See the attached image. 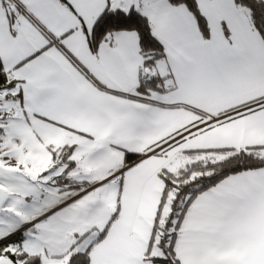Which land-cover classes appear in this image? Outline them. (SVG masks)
Here are the masks:
<instances>
[{"label":"snow or ice","instance_id":"6c2138e0","mask_svg":"<svg viewBox=\"0 0 264 264\" xmlns=\"http://www.w3.org/2000/svg\"><path fill=\"white\" fill-rule=\"evenodd\" d=\"M0 264H264V0H0Z\"/></svg>","mask_w":264,"mask_h":264}]
</instances>
